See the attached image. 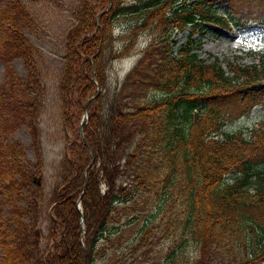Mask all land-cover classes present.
I'll return each instance as SVG.
<instances>
[{"label": "trees", "instance_id": "16d2710c", "mask_svg": "<svg viewBox=\"0 0 264 264\" xmlns=\"http://www.w3.org/2000/svg\"><path fill=\"white\" fill-rule=\"evenodd\" d=\"M28 17L22 0H0V60L26 69L11 68L10 89L0 86V264H125L157 232L170 262L188 263L192 251L194 264H264V121L222 128L233 110L264 103V52L204 58L191 37L264 21V0H79L64 36L58 88L69 133L44 248L27 194L38 164L8 137L10 117L34 113L41 84ZM187 27L174 49L172 32ZM143 30L149 41L111 85L113 61Z\"/></svg>", "mask_w": 264, "mask_h": 264}, {"label": "rangeland", "instance_id": "374dc122", "mask_svg": "<svg viewBox=\"0 0 264 264\" xmlns=\"http://www.w3.org/2000/svg\"><path fill=\"white\" fill-rule=\"evenodd\" d=\"M22 1L29 13L23 29L34 45L33 55L41 84L34 87L30 94L35 98L34 113L31 116H25V119L21 116L10 117L8 137L10 140L14 138L20 141L25 149L26 160L38 164L33 174L32 190L27 194L29 200L36 201L32 214L40 233V247L44 248L48 242L51 191L60 179V161L64 155L66 136L69 133L61 112L58 88L64 65V36L75 19L79 0ZM125 1L127 3L142 2V0ZM217 9L220 12L225 11L222 4H218ZM113 33L121 34L122 31L115 25ZM188 33L189 27L183 30L175 29L172 32V39L176 42L174 49L176 45L186 40ZM191 37L194 39L193 48L204 58L217 56L220 59L248 62L250 50L264 52V21L247 19L244 25H234L231 29L207 28L204 32L195 30ZM148 41V31L143 30L131 52L113 61L109 70L111 85L117 78L120 80L134 64L139 56V49ZM11 68L19 75L26 76V69L20 58H13L8 62L0 60V86L6 85L10 89L7 78ZM261 120L264 121V103L259 102L248 111L233 110V113L227 116L222 128L225 131L248 130ZM30 124L35 129L31 128ZM148 211L150 215H157V210L153 207ZM169 244L165 235L157 232L149 239L151 248L146 245L142 251L137 252L135 257L129 255L125 264H194L193 254L190 251L192 246L189 247L190 252H187L188 263L168 261L166 251ZM147 249L150 250L147 251Z\"/></svg>", "mask_w": 264, "mask_h": 264}, {"label": "water", "instance_id": "95a60500", "mask_svg": "<svg viewBox=\"0 0 264 264\" xmlns=\"http://www.w3.org/2000/svg\"><path fill=\"white\" fill-rule=\"evenodd\" d=\"M87 116V113L86 111H84L83 115H82V118H81V121H80V124H79V129L81 130V123L84 121V118ZM77 208L78 210L80 211V222L82 223L83 222V211L81 209V205H80V196L78 197L77 199Z\"/></svg>", "mask_w": 264, "mask_h": 264}]
</instances>
